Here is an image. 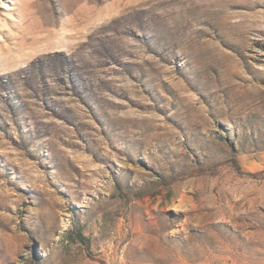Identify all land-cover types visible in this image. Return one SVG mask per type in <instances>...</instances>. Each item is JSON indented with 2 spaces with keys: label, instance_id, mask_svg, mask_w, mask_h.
Returning <instances> with one entry per match:
<instances>
[{
  "label": "rangeland",
  "instance_id": "374dc122",
  "mask_svg": "<svg viewBox=\"0 0 264 264\" xmlns=\"http://www.w3.org/2000/svg\"><path fill=\"white\" fill-rule=\"evenodd\" d=\"M0 264H264V0H0Z\"/></svg>",
  "mask_w": 264,
  "mask_h": 264
}]
</instances>
